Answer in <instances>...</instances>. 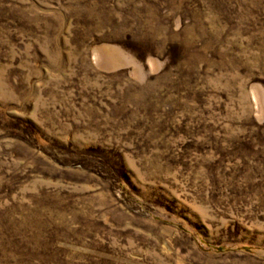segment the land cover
<instances>
[{"label": "rangeland", "instance_id": "374dc122", "mask_svg": "<svg viewBox=\"0 0 264 264\" xmlns=\"http://www.w3.org/2000/svg\"><path fill=\"white\" fill-rule=\"evenodd\" d=\"M0 264H264V0H0Z\"/></svg>", "mask_w": 264, "mask_h": 264}]
</instances>
